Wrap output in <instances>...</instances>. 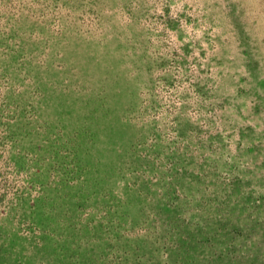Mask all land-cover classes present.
Returning <instances> with one entry per match:
<instances>
[{
	"label": "rangeland",
	"instance_id": "374dc122",
	"mask_svg": "<svg viewBox=\"0 0 264 264\" xmlns=\"http://www.w3.org/2000/svg\"><path fill=\"white\" fill-rule=\"evenodd\" d=\"M0 264H264V0H0Z\"/></svg>",
	"mask_w": 264,
	"mask_h": 264
}]
</instances>
